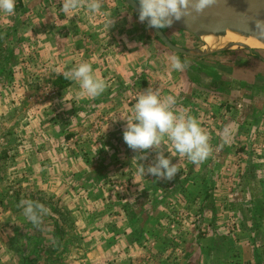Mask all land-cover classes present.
<instances>
[{
    "label": "rangeland",
    "instance_id": "rangeland-1",
    "mask_svg": "<svg viewBox=\"0 0 264 264\" xmlns=\"http://www.w3.org/2000/svg\"><path fill=\"white\" fill-rule=\"evenodd\" d=\"M102 3L71 20L61 0H16L0 14V264H264V45L178 54L125 0ZM170 55L187 66L174 71ZM82 61L108 85L94 99L63 76ZM146 89L173 95L209 135L198 165L165 137L172 180L141 175L155 152L139 160L122 139L119 115L131 118ZM24 200L48 210L39 225Z\"/></svg>",
    "mask_w": 264,
    "mask_h": 264
},
{
    "label": "clouds",
    "instance_id": "clouds-1",
    "mask_svg": "<svg viewBox=\"0 0 264 264\" xmlns=\"http://www.w3.org/2000/svg\"><path fill=\"white\" fill-rule=\"evenodd\" d=\"M213 2L214 0H136L137 19L141 23L146 21L150 28H170L175 22L194 12H203ZM81 7H86L90 14H98L104 5L102 0H87L86 4H81V0H61L60 11L66 19L71 20L77 14L76 10ZM15 8L16 0H0V14L12 15ZM104 15L109 29L114 20L110 14ZM258 28L264 31V22H260ZM168 59L174 71H181L187 66L176 55H170ZM63 76L78 86L79 96L82 98L94 99L108 87L104 79L93 74L92 65L88 62L76 64L65 71ZM175 104L176 98L173 95L162 98L159 92L146 89L136 97L131 118L119 115V119L126 122L122 139L130 149L138 153V159L147 158L146 150L155 152L151 163L146 167L141 164V175L172 180L180 171L177 163H172L171 157L164 154L165 150L169 152V146L164 142L165 137L175 153L186 157L193 165L202 164L211 154L208 133L187 112L174 111ZM162 146H166V149ZM21 205L24 215L34 225H39L42 216L48 211L43 205L31 200L21 201Z\"/></svg>",
    "mask_w": 264,
    "mask_h": 264
},
{
    "label": "water",
    "instance_id": "water-1",
    "mask_svg": "<svg viewBox=\"0 0 264 264\" xmlns=\"http://www.w3.org/2000/svg\"><path fill=\"white\" fill-rule=\"evenodd\" d=\"M125 1L138 14L136 0ZM260 22H264V0H214L203 12L192 13L175 22L171 28L195 35L197 31L224 35L228 29H233L245 35L257 37L264 42V31L258 28ZM151 29L168 49L178 54L195 53V55L205 56L234 45L249 48L242 44H230L214 52H192L170 43L161 30Z\"/></svg>",
    "mask_w": 264,
    "mask_h": 264
},
{
    "label": "bare ground",
    "instance_id": "bare-ground-1",
    "mask_svg": "<svg viewBox=\"0 0 264 264\" xmlns=\"http://www.w3.org/2000/svg\"><path fill=\"white\" fill-rule=\"evenodd\" d=\"M196 37H198L205 44V47L198 50L199 52L218 51L230 44H242L247 47L255 46L258 44L264 45V42H262L257 37L251 35L248 36L233 29H228L224 35L197 31Z\"/></svg>",
    "mask_w": 264,
    "mask_h": 264
}]
</instances>
